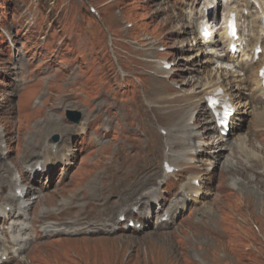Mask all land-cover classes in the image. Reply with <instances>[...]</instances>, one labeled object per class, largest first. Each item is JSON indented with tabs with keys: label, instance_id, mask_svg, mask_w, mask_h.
I'll return each mask as SVG.
<instances>
[{
	"label": "rangeland",
	"instance_id": "rangeland-1",
	"mask_svg": "<svg viewBox=\"0 0 264 264\" xmlns=\"http://www.w3.org/2000/svg\"><path fill=\"white\" fill-rule=\"evenodd\" d=\"M209 5L203 0H0V167L4 150L14 170L26 149L46 138L63 154L37 176L25 168L37 158L19 168L32 206L30 220L78 198V205L109 226L95 231L91 223L83 234L48 238L40 227L55 224L49 220L29 230V245L18 258L15 247L5 251L0 243V264H264V105L252 98V82L240 84L246 56L237 59V68L225 58L223 39L210 44L199 37ZM233 9L243 26L256 18V10H245L246 0H220L210 18L219 36ZM164 62L172 69L164 70ZM218 79L223 87L232 86L241 112L226 142L209 130L210 113L199 105V92ZM72 112L80 115L79 123L68 120ZM67 127L75 132L67 133ZM160 127L171 129L172 137L163 136ZM192 128L201 136L197 141L210 144L199 156L193 154ZM217 143L227 149L222 159L211 149ZM165 160L180 170L168 180ZM230 163L235 165L224 170ZM4 171L0 168L9 181L16 178ZM144 175L149 184L141 182ZM188 178L199 180L194 190L199 198L160 229L165 206L179 198ZM3 185L12 195L14 185L7 180ZM152 190L161 201L158 213L155 198L148 200ZM121 212L146 228L127 231L126 221L117 222ZM7 227L0 223V234Z\"/></svg>",
	"mask_w": 264,
	"mask_h": 264
},
{
	"label": "bare ground",
	"instance_id": "bare-ground-1",
	"mask_svg": "<svg viewBox=\"0 0 264 264\" xmlns=\"http://www.w3.org/2000/svg\"><path fill=\"white\" fill-rule=\"evenodd\" d=\"M218 2H219V0H218ZM246 10H256V18L253 19L249 23V25H247L246 27L242 26L243 27L242 31H244V39L245 40L247 39L248 45H249V47H251V49L255 45H257L259 42H261L262 45L264 46V25H263L264 0H246ZM245 31H249V34L247 36L245 35ZM220 36L222 39L225 38V33L221 34ZM212 42H214V41H212ZM218 42H220V40H218ZM249 57H250V55H249ZM225 58L228 59L229 61H236V60H234V57L230 54H229V56H227ZM252 58L253 57H250V59H252ZM262 62H264V58L262 59ZM262 62H258V63L250 62V63H248L247 68L245 66L246 70H244V78H242L240 80L241 85H243V83H245V84L247 83L248 85H250L252 82L253 87H254V91H255V95H253V98H256V100H259V101H262L263 96H264L262 88H261V81L258 77L259 67H260ZM238 75L240 76V74H238ZM231 89H232V86H227V88L224 89L220 79L213 80V81L207 83L206 87L202 88V90L199 92V94L202 95L201 96V98H202L201 103L199 105L205 106L206 97L213 94L217 90H223L225 92V97H228V96H230V90ZM230 101L233 102L234 104H237L234 99H231ZM238 114H241V112L238 111ZM260 115L264 116V112H261ZM233 120H236V121L240 120L239 117L237 118V114L234 116ZM47 129H49V128H46V130ZM66 129H67L66 132L67 131L69 133L75 132V129L72 127L71 128L67 127ZM46 130H45V132H46ZM195 130H196L195 128L190 129V131L193 132V137L195 136V139H197L198 137H201V136H198L197 132ZM210 130L215 131L216 129L214 127H210ZM168 131H169V133L167 134V139H170L172 137V134H171L169 129H168ZM49 133H50V130H49ZM179 133H180V130H179ZM1 134H2V136H1V138H2L3 133L0 132V135ZM231 134H232V132H231ZM4 136H5V134H4ZM193 143H194V145H196V148L193 150L194 154H199L200 152H203V150H201V147L203 148V145L201 146V143L199 141H193ZM3 144L4 143H0V149H2V148L4 149ZM170 145L171 144H169V146ZM199 146H201V147H199ZM6 149H7V147H6ZM40 150H41V152L39 154ZM26 151H27V153H26V156H24V159L17 162V165L14 166V170H11L13 168V166L8 167L6 164L7 162H10L9 152H8V150H4V153H3L4 164H2V166L0 167V168H5L4 173L7 175L11 174V173L16 174V178L13 181H9L8 179L5 178L4 174L1 175V173H0V184L2 185V187L0 189V203H8L9 205H12V209L11 208L9 209V207H11L9 205H6L5 210L0 209V223H2L4 225L8 224L7 228L9 229L7 231L3 230L0 234V243H2V245L5 247V251H11V249H10L11 246L15 247V252H13V254H15L14 258H18L22 254L23 250L27 249V247L29 245L30 239L26 236L27 233L29 232V230L32 229L33 226L35 227V226L40 225V224L44 225V223L48 222L49 220H54L55 224H52V226H41L40 227L43 231V234L45 236H47L48 238H51L52 236L56 237V236H62V235L83 234L85 232L86 228L91 225V223L95 224L94 228H92L95 231H102V230L107 229L108 221L106 220V222H103L102 224H100L98 216H93V215L89 214L84 206H80L81 204H80V201L78 198H71L68 202L63 201L61 205L58 204L55 208L50 209V210L44 209V211L40 212L39 215L34 220L31 221L29 209L32 206H31V203L26 202V200H27L26 197L28 196V193H26L25 189L22 190L23 195H24V193H26L24 200H22L21 198H18V196L16 195L17 190L20 189L19 184L25 182L24 174L20 172L19 168H21L22 165L31 163V160L33 158H37V159H39V162H37L35 165H25V168L27 171L31 172V174L35 173V175L37 176L40 173H42V171L36 172L37 166L40 165L41 167H44V168L50 167L49 165H51L54 160H57L58 157L63 154L61 152V151H63V148H60L58 150V147H56L55 145L48 144L46 142V138H45L44 142L40 146L36 147L35 149H33V148L26 149ZM223 151H226V149L216 151L214 153V154H217L216 158L222 159V156H225V155L221 156V154H223ZM69 155L70 154H68V155L65 154V158L67 159V157ZM231 168H232V166L229 165L226 168H224V170H230ZM250 171H254V169H252ZM37 173H39V174H37ZM5 180H7L11 185H14L12 195H10V194L6 195L5 194V186L6 185H3V182ZM149 180H151V179L147 175H144L141 178V182L145 181L143 183V185L149 184L150 183ZM251 183H253V182H251ZM248 185L251 186L250 183H248ZM256 186L260 187L258 183H256ZM182 189H183L184 195L189 196V192L192 188L190 186H186V187H183ZM153 197H155V193H149L148 194V198H149L148 200L149 201L152 200ZM42 199L43 198H40L38 200V202ZM105 200H107V199L104 198L102 201H105ZM107 201L109 202V199ZM184 201H185V198L183 197L182 202H184ZM38 202L36 203V207L40 208ZM13 203L16 205V208L15 207L13 208ZM156 203H158V201H156ZM78 204H80V205H78ZM72 205H75V206L71 207ZM175 207H177V205ZM102 208H103V205L101 204V200H100V203L97 205L96 209L100 213ZM68 210H70V211H68ZM7 211H9V212H7ZM121 213H123V212H121ZM71 214H75V216L73 218L70 217V219L72 220L71 222L67 223L65 220H63L64 216H69ZM120 215H122V214H120ZM101 228H103V229H101ZM89 232H94V231L89 230ZM33 236H35V234ZM36 236H38V235H36ZM3 256H6V255L3 254ZM16 256H18V257H16ZM8 259H10V258H8Z\"/></svg>",
	"mask_w": 264,
	"mask_h": 264
},
{
	"label": "water",
	"instance_id": "water-1",
	"mask_svg": "<svg viewBox=\"0 0 264 264\" xmlns=\"http://www.w3.org/2000/svg\"><path fill=\"white\" fill-rule=\"evenodd\" d=\"M70 115H71V116H69V119H70L71 121H73V122H75V123H79V121H80V116H79L78 114L72 112ZM57 139H58V138H56L55 141H57Z\"/></svg>",
	"mask_w": 264,
	"mask_h": 264
}]
</instances>
